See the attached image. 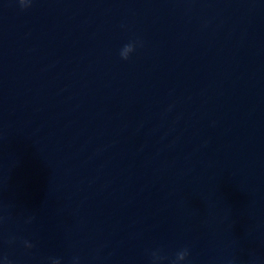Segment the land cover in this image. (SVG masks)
Segmentation results:
<instances>
[{"label":"water","instance_id":"obj_1","mask_svg":"<svg viewBox=\"0 0 264 264\" xmlns=\"http://www.w3.org/2000/svg\"><path fill=\"white\" fill-rule=\"evenodd\" d=\"M0 264H264V0H0Z\"/></svg>","mask_w":264,"mask_h":264},{"label":"clouds","instance_id":"obj_2","mask_svg":"<svg viewBox=\"0 0 264 264\" xmlns=\"http://www.w3.org/2000/svg\"><path fill=\"white\" fill-rule=\"evenodd\" d=\"M123 57V56H122ZM124 59H127L126 57H123Z\"/></svg>","mask_w":264,"mask_h":264}]
</instances>
